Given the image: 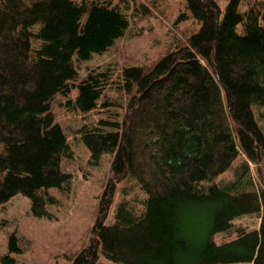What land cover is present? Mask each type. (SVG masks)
I'll return each mask as SVG.
<instances>
[{
  "label": "trees",
  "instance_id": "16d2710c",
  "mask_svg": "<svg viewBox=\"0 0 264 264\" xmlns=\"http://www.w3.org/2000/svg\"><path fill=\"white\" fill-rule=\"evenodd\" d=\"M183 1L188 15L178 20L199 25L183 42L150 63L105 64L79 77L77 63L125 34L124 7L0 0V203L21 194L34 217L49 218L51 191L70 190L61 161L73 154L53 113L57 101L80 114L122 110L102 123L106 130L79 131L92 165L110 156L111 176L68 264H264V7ZM232 137L243 156L226 178H206ZM251 215L254 228L234 223ZM218 233L234 237L218 244ZM21 252L9 234L0 264H17Z\"/></svg>",
  "mask_w": 264,
  "mask_h": 264
},
{
  "label": "rangeland",
  "instance_id": "374dc122",
  "mask_svg": "<svg viewBox=\"0 0 264 264\" xmlns=\"http://www.w3.org/2000/svg\"><path fill=\"white\" fill-rule=\"evenodd\" d=\"M111 1L120 4L128 12V29L105 52L93 55L88 61L77 63L79 77L105 64L120 69L125 65L150 63L168 48L183 42L199 26L192 23L190 18L178 20L181 13L188 15L183 0ZM258 2L264 7V0H242L241 9L250 6L249 3ZM109 95L114 96L112 92ZM53 113L73 154L71 158L61 161L62 170L70 174L71 186L63 194L51 191L56 204L46 206L49 218L34 217L28 198L21 194L15 195L6 203H0V254L7 251L8 236L14 232L22 249L20 254L14 255L17 264H68V257L81 248L89 236L99 198L111 176L110 156L102 155L98 164L92 165L90 153L81 141L79 131L82 127L106 130L108 128L102 123L119 120L122 110L114 105H99L80 114L68 111L63 103L58 104L57 101L53 106ZM262 114L264 115V108ZM263 119L262 117L261 120ZM232 142V148L227 151L223 162L207 171L206 178H213L215 181L226 178L232 165L243 156L239 154L233 137ZM250 168L253 170L252 164ZM122 185L120 182L116 186L110 213L120 198L119 190ZM234 223L254 228L258 226L259 219L252 215L244 216L236 219ZM233 237V233H218L213 240L219 244ZM97 264L111 263L101 258Z\"/></svg>",
  "mask_w": 264,
  "mask_h": 264
}]
</instances>
